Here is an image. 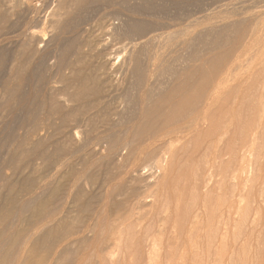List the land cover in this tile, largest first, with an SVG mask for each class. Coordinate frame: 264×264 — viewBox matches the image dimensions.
Here are the masks:
<instances>
[{"label": "bare ground", "instance_id": "6f19581e", "mask_svg": "<svg viewBox=\"0 0 264 264\" xmlns=\"http://www.w3.org/2000/svg\"><path fill=\"white\" fill-rule=\"evenodd\" d=\"M183 4L182 0H0V78H3L0 84V120L21 108L25 110L23 117L33 121L25 135V139L33 142L30 140V144H26L27 139L24 140L23 134H19L23 140L15 138L18 140L16 149L11 150L14 152L12 156L11 151L8 153L9 158L17 162L12 171L21 174L22 178L10 171L20 179L21 187L16 190L14 184H4L7 195H2L10 209L0 219V264H29L23 258L25 248L30 243L17 236L11 246L13 241L10 242L9 238H12L15 225L38 218L50 222L44 233L31 243L36 253L46 251L43 262L57 264L62 251L65 253L67 250L65 254L69 252L70 255L75 247L84 249L88 241L86 247L90 249H105L112 243L113 237L110 235L115 234H109L112 231L107 228L117 221L115 211L118 208L125 211L141 209L146 206L145 201H140L144 194L147 201L155 200L152 201L154 204L157 200L160 204L164 200L167 204L182 201L181 207L170 211L171 217L178 220L180 230L184 229L183 223L191 214L193 205L184 202L188 197V184L183 185L179 177L192 165L195 167L219 152L212 150L217 140L214 131L224 119L229 121L225 132L229 131L233 115L227 107L230 92L212 85L211 79L199 75L174 79L157 76L154 68L158 61L153 57L157 61L155 64L156 61L149 59V55H146L149 56L147 59L144 56L146 51L152 49L147 50L149 44L152 45L163 34L154 32L156 30L151 27L158 24L157 19L169 11L182 10ZM111 14L118 21H111ZM109 37L111 39L108 41ZM162 37L166 36L163 34ZM123 42H128L133 50L127 56H130L129 63L126 65L124 61V66H121L122 62L119 67L118 63L115 65V55L121 49L117 51L116 47ZM139 44L142 47L147 45L146 49L140 46L143 50L138 49ZM131 70L132 75H128ZM46 74H54L64 82L62 85L57 78L52 79L58 80V85H62L60 88L56 82L53 84L54 81L53 85L48 83L50 86L45 83L44 88L47 84L49 93L46 90L44 92L48 94L44 93L47 95L39 98L43 91L40 94V90L44 88L40 87L39 90V86L36 87L32 81L36 80L41 85L47 79ZM128 85H132L134 88L130 89L135 91H130ZM13 118L18 119L19 116L15 114ZM37 118L45 120L46 126L52 124V128L48 126L51 130L38 122L42 125L40 127L35 121ZM26 119V122L23 118L21 121L27 123ZM20 124L15 125L14 129H19ZM203 124L207 128H203ZM8 136L12 138L10 135L6 138ZM231 138L228 136L225 140L227 145L220 150L223 154L225 150L232 155L231 143L234 140ZM5 141L0 144L5 145ZM209 142L215 144L207 152ZM187 148L193 149V152L185 153V159L191 164L188 168L184 166L185 159L182 161ZM3 151L8 155L6 150ZM169 157L172 158L170 162ZM164 158L170 165H161ZM38 159L41 160L42 167L39 166L42 169L53 173L51 182L47 183L43 179L45 176L35 177V170H39V166L34 173L30 168L32 173L29 169L30 175L24 176L29 165H34L33 162ZM230 160L221 167V174H226L223 176L225 179L230 173ZM195 169L190 170L194 183L202 175ZM159 171L168 173L163 178L162 173L158 174L162 178L159 180L155 175ZM39 174L42 175L41 172ZM152 187L155 188L151 190ZM41 188H47L48 192L37 195ZM33 195L35 197L29 199ZM203 198L206 197L203 195ZM53 201L57 203L50 209L49 205L54 206ZM206 201L211 205L223 202L221 198L215 200L212 197L206 198ZM158 210V206L154 205L150 211L155 214ZM27 211H30L29 215ZM87 234L94 236L93 240L89 238L87 241L86 238L91 237ZM79 251L74 250L78 254Z\"/></svg>", "mask_w": 264, "mask_h": 264}, {"label": "rangeland", "instance_id": "374dc122", "mask_svg": "<svg viewBox=\"0 0 264 264\" xmlns=\"http://www.w3.org/2000/svg\"><path fill=\"white\" fill-rule=\"evenodd\" d=\"M183 2L185 3L184 8L182 6L184 5ZM182 5L180 6V9L183 8L182 10L177 12L176 9L175 11L173 10L176 13L172 12V10L169 11L170 13L168 12V14L162 15L157 19L159 21L158 24L151 27L152 30H156L154 32L159 34L162 32L164 37L166 36L163 38V34H160L161 37L157 39L158 42L159 40L160 42L163 40L162 43H158L155 40L151 43L153 47H151L152 45L150 44V47L145 45L147 50L152 48L151 51L149 50L150 52L146 51V47H142L140 44L137 45V47L138 49H140L139 46L145 48L146 54L144 56L146 59L150 56L149 59H153L154 57L158 61L157 65V61L153 59L156 61L154 73L157 74V76L174 79L185 75H199L202 78L211 79L212 85L218 86L221 90L230 92L231 98L227 107L231 109H228V111L231 112V116L233 115L231 117L232 120L229 131L225 132V128L228 126L229 121L224 119L219 123L221 126H217L215 129L216 131H214L216 133L214 135L217 136L216 144L214 143V145L212 142L208 143L209 147L207 152L210 151L213 145L212 150L216 149L215 152L219 150V152L216 153L217 155L215 154L212 156L213 158H206L201 163L197 164V167L192 165L191 168H188V165L191 164L185 159L187 155L185 153L189 151V153H191L193 149L191 148V150H189L190 148H187L183 152L184 158L182 161L185 159L184 166H186L188 169H185L189 171H183L179 180L181 183L187 181L186 184L183 183V185L187 186L188 184L186 188L188 193L190 194L191 192L192 195L189 196L187 193L189 198L186 197L184 202L193 205L190 211L191 214L183 223L184 229L180 230L178 220L171 217V211L178 209L180 205L182 206V201L175 200V202L172 201V203L170 201L167 204L164 200L162 201L163 204L162 202L160 204L157 200V204L156 202L154 204L153 202L155 200L152 199L151 202L147 201L148 199H145V194H142L143 197L141 196L140 201H142V203L145 201L144 204L146 206L143 205L144 207L136 209L137 211L128 209L129 211L126 210V212L124 208H118L119 210L117 209V211H115L117 215L115 214L116 216H113L117 221H113L107 227L112 231H109L111 232L109 234H115L110 235L113 237V240H111L112 243H109L110 245L107 248L102 249L98 247L90 249L86 247L89 238L93 240L94 237L91 234H89L91 237L87 234L89 237H87L88 239L86 238L88 242H85L86 245L84 249L80 247L82 249L81 251L79 248L80 252L78 249H75L76 247L74 249L72 248L73 253H75L74 250L79 251V254L77 252L73 254L70 251V253L73 254L72 256H70L71 254L69 255V252L65 254L67 250L65 253L62 251L57 264H264V0H182ZM106 12L109 15V9H107ZM114 16H111V21ZM115 18L113 22L117 20H115ZM187 22H189L188 26L186 24ZM118 32H121V30L118 29ZM110 39L111 37L108 38V41ZM125 43L127 45H125ZM121 44L122 43L118 45V48L116 47L117 51L121 49V52H116L118 55H115L117 56L115 58V65L118 63L117 65L119 67V64L122 62L123 65L121 64V66H124V61L126 65L129 63L130 56H127L130 55L133 50V47L128 46V42H123L122 47ZM130 44L131 43H129V45ZM124 48H126V51ZM116 49H114V52ZM134 50L138 51L135 48ZM127 51L130 52L128 53ZM144 56H142L143 60L145 59ZM131 72L132 70L128 71V75L129 73L132 75L133 72ZM46 75L45 78L47 79L41 84L43 86L36 83V80H33L32 83L34 82L36 87L39 86V89L40 87L44 88L45 83L53 85L59 80L58 76L54 74ZM49 75H54L56 77H49ZM48 77L51 78V82ZM55 78L58 80L54 81ZM2 79L0 78V81ZM60 82L63 85L62 82L64 81L62 79ZM2 83L3 80L0 84ZM47 84L45 88L48 87ZM58 84L60 83L58 82L56 86L60 88L62 85L60 86ZM130 87L133 86L128 85L129 89ZM26 89H28V87H26ZM44 89L40 90V94L41 91H43L42 95H39V98L49 93V87ZM39 90H37V92ZM46 90H48V93L44 92ZM131 90L132 89H130V91ZM132 91H135V89ZM44 93L47 94L45 95ZM16 110L17 111L14 110L10 115H7L5 119L2 118L0 120V134L2 135H0L2 137V139L0 137V140H3V138V141L6 140L5 145L4 143H2V145L0 144V161H2L0 162V172L3 173L4 171V174L0 173V179L2 177L6 179L4 180L2 178L3 180H0V186L2 185V188L0 187V195L3 193L5 196L7 195V191L4 187L9 182L15 185L16 190L21 187V174L12 171L15 169V164H17V162L9 158L12 156V153H14L11 150L14 151L16 149L18 140H23L22 137L20 138L19 134H23L24 140L27 139L26 144H30L31 140L28 138L25 139V135L27 130L28 132L30 131V126L33 121L31 122L30 119H28V121L26 117H23L24 109L22 110L19 108ZM15 114L16 117L19 116L18 119L15 118L16 120L13 118ZM22 118L23 121H25V118L27 123L30 122V125H27V123H25L26 121H21ZM31 119L33 118L31 117ZM37 119L35 121L39 126L40 123L38 122H41V124L45 123V120H41L42 118ZM11 120H14V125H12L13 121L11 122ZM17 121H21V124ZM22 122L25 125L22 126ZM19 124L21 126L18 128H22L24 131L22 129L21 131L17 128L18 131L14 129L15 125L19 126ZM206 124H203V128H207ZM51 125L52 124L48 126L51 127ZM24 126H27V128ZM48 126L45 125L44 127L47 128ZM50 127H48L49 130L52 128ZM8 129L9 131L7 132ZM7 135H10L12 138H9V136L6 138ZM228 136L232 137L231 139L234 140L232 142L233 144L231 143V145H233L231 147L232 155L230 154L231 152L228 153V155L225 150V154L220 151L227 145V141L225 142V140H227ZM17 137L18 140H16ZM9 139L11 142H8ZM3 141H0V143ZM31 142L33 141L31 140ZM3 150H6L5 152H7V154L11 151V156L10 154L5 155L6 153H4ZM228 156H230V158ZM169 158L168 161H172V158ZM11 159L14 164L10 163ZM228 159H231V163L228 161L231 167L229 166L230 173L228 172L229 174H227L226 180L223 177L226 174L222 175L221 167H224ZM7 160H10V165ZM40 161L39 159L36 160V162L39 163ZM36 162H33L34 165H29L28 170L24 172V176H29L32 173V169L34 173L35 168L42 164ZM25 163L27 164V162ZM164 163L167 164V166L170 165V163L168 164L167 161H165V158L161 165H164ZM40 168L39 170H35V177L38 179L45 176L43 179L47 180V183L51 182L53 179L51 174L53 173L51 171H45V169L42 168L40 170ZM195 168H197V172L202 175H200L194 183L192 182L191 171ZM209 170L212 174H210L211 172H209ZM10 171L15 175H19L20 179L14 177ZM38 171L39 173L41 172L42 175L39 174ZM167 171H165V173H163L164 171L160 173L156 172L155 175L158 176L156 179H162L166 172L171 175L170 170ZM161 173L162 178H159ZM34 175L32 177H34ZM228 180H230V183ZM5 183L6 185L4 186ZM154 188L155 187H152L151 190ZM47 192V188H44V190L41 188L37 191V195ZM3 195L0 198V219L8 213L10 209ZM35 195L29 197V199L35 197ZM203 195L206 198L212 197V199L215 200L221 198L223 202L217 205H211V203L206 201V198H203L204 200L202 199ZM216 197L219 198L216 199ZM55 202L53 201L54 206L49 205L51 206L49 207L50 209L55 207ZM50 204H52V202H50ZM154 205L155 207L158 206L160 211L158 210V213L152 214L150 210L154 208ZM228 205H230V207H228ZM161 207L165 208L162 209ZM165 209L168 211H165ZM210 211L212 213H210ZM26 214L29 215L30 211H27ZM120 214H122L121 217ZM119 218H121V222ZM49 224L50 222H45L38 218L33 221H26L19 225H15V229L11 233L13 234L12 238H9V240L11 242L17 239V236H21L22 241L26 240L30 243L25 248L23 258L26 259L29 264H49L43 262L45 260L46 251L42 250L36 253L35 247L31 244L36 237L44 233ZM115 237L117 240H115ZM10 244L12 246L14 241Z\"/></svg>", "mask_w": 264, "mask_h": 264}]
</instances>
